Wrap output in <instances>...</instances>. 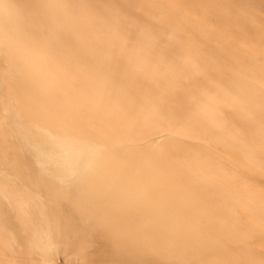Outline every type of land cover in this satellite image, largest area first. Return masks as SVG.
Here are the masks:
<instances>
[{
    "label": "rangeland",
    "instance_id": "rangeland-1",
    "mask_svg": "<svg viewBox=\"0 0 264 264\" xmlns=\"http://www.w3.org/2000/svg\"><path fill=\"white\" fill-rule=\"evenodd\" d=\"M5 1L0 0V48L19 46L14 47L19 52L36 48L35 57L45 58L48 55L39 52L40 45L54 42V48L69 45L72 51L73 45L84 56L78 53L75 58L114 57L111 61L116 67L140 62L138 57L143 55L144 64L154 59L151 63L155 65L163 56L166 69L161 78L176 90L175 110L185 109L184 114L177 113L178 121L171 119L151 133L139 128L125 139H102V121L90 119L89 109L71 104L70 93L4 88L0 104V264H218L212 249L194 246L162 227L166 210L184 217L177 204L150 200L144 194L154 190L143 188L138 190L142 195L128 197L133 189L125 181L127 173L121 168L107 172L99 165L105 159L102 154L118 153L120 157L134 151L148 165L152 163L153 169L163 168L169 147L181 162H203L200 176H212L218 184L211 183L204 194L214 212L197 213L198 219L213 226L205 231L210 233L213 248L225 251L222 254L230 260L226 264H264V0H97L99 6L95 0H81L88 3L84 7L77 0ZM118 3L122 5L117 9ZM116 9L123 12L118 14ZM66 10H71L67 17ZM119 18L123 20L118 22ZM43 20L53 24L50 27ZM119 26L122 34L133 33L135 40L121 35ZM102 28H108L112 36ZM88 35L90 40L98 38L93 39L95 45L86 39ZM141 44L154 51L143 50ZM2 57L15 79L18 71L13 61L29 55L8 52ZM1 62L4 71L8 67ZM51 95L56 101H50ZM11 117L20 121H8ZM17 127L36 130L41 150L33 149L31 142H20L15 130H10ZM83 143L99 146L98 157L86 169L67 170L69 163L78 161L74 150ZM109 194H117L113 199L117 205L110 204Z\"/></svg>",
    "mask_w": 264,
    "mask_h": 264
},
{
    "label": "bare ground",
    "instance_id": "bare-ground-1",
    "mask_svg": "<svg viewBox=\"0 0 264 264\" xmlns=\"http://www.w3.org/2000/svg\"><path fill=\"white\" fill-rule=\"evenodd\" d=\"M52 1L54 3V0H52ZM59 1L60 0L56 1V3ZM74 1H76V0H74ZM77 1H81V0H77ZM91 1L93 2L94 0H91ZM95 1H96L95 4L98 5L97 2L101 1V0H98V1L95 0ZM115 1H114V4H115ZM130 1L132 3V0H130ZM19 2L16 0V3L19 4ZM31 2H33V1H31ZM88 2H89V0H88ZM106 2L109 3L107 0H106ZM106 2L104 4H106ZM79 3L80 2H78V4ZM84 3L88 4L87 2H84V1H81L80 4L83 5V7H84ZM73 4L77 5L75 3H73ZM100 4L102 5V3H100ZM106 5H108V4H106ZM106 5H104V6H106ZM121 5L122 4L120 3V6ZM9 6H10V4H9ZM120 6L118 3L117 7H115V8L118 9ZM24 7H25V5H24ZM24 7L22 6V8H24ZM27 7H28V5H27ZM71 7L73 8V6H71ZM94 7L95 6H93V8ZM111 7H112V5H111ZM68 8H69V5H68ZM72 8H70V9H72ZM99 8L100 7H98V11H99ZM74 9H73V11H74ZM79 9H80V7H79ZM107 9H109V8H107ZM117 9L114 11L117 12L118 14H121V12H123V11H120V13H119L120 9L118 11H117ZM123 9L124 8L122 7L121 10H123ZM57 10H59V9H57ZM76 10H78V9H76ZM47 11H49V10L47 9ZM130 11H132V10H130ZM70 12H71V10L69 12L67 11V15H65V16L67 17L68 13H70ZM81 12H83V11H81ZM100 12H102V11H99V13ZM50 13H52V11ZM63 13L65 14V12H63ZM105 13H109V12H105ZM128 13H129L128 17H130V12L128 11ZM128 13H127V11L125 12V14H128ZM26 14H27V12H26ZM72 14L73 13H71V15ZM83 14H84V12L82 13V16H83ZM104 14H102V15H104ZM52 15L54 16L55 14H52ZM115 15L116 14H114V17H115ZM131 15H133V14L131 13ZM44 16L47 17L46 14ZM49 16L47 18H49ZM56 16H58V15H56ZM56 16H54V17H56ZM106 16L107 15H105V17ZM31 17L33 18V16H31ZM41 17H42V15H41ZM61 17H64V16H61ZM119 17H120V15H119ZM135 17H131V18L134 19ZM137 17L135 19H137ZM37 18H39V16ZM69 18H70V15H69ZM81 18H83V17H81ZM106 18H108V17H106ZM122 18L124 19L123 16H122ZM139 18H141V17L139 16ZM41 19H43V18H41ZM53 19H52V21H53ZM61 19H59V20H61ZM120 19L121 18L118 19V22ZM123 19H121V20H123ZM32 20H34V19H32ZM65 20H67V18H65ZM96 20H98V19H96ZM37 21L39 22V20H37ZM50 21H51V19H50ZM70 21H73V20H70ZM113 21H111V22L113 23ZM47 22L49 23V20L44 21V23H47ZM53 22L56 23V19ZM31 23H28V25ZM39 23H42V21ZM50 23L53 24L52 22H50ZM50 23H49V25L51 27ZM115 23H113V24H115ZM120 23H118V24L120 25ZM127 23H129V20ZM35 24H36V22H35ZM79 24H81V22L78 23V25ZM57 25H60V23ZM92 25L93 24H91V26ZM125 25L129 27L130 24L127 25L125 23ZM125 25H122V26H125ZM75 26H77V25H75ZM95 27L97 28V25ZM60 28H61V26H60ZM104 28H105V26H104ZM119 28L121 29V35H124V32L122 34L123 28H121L120 26H119ZM119 28L117 27L118 30H119ZM33 30H34V28H33ZM70 30H72V28ZM75 30H74V32H75ZM94 30H95V28H94ZM103 30H105V29H103ZM131 30L133 31L134 29L131 28ZM62 31H64V30H62ZM76 31H78V30H76ZM107 31H109V32H107ZM107 31H106L107 33L111 34V32H110V30H108V28H107ZM59 32L61 33L60 35H62V34L66 35L61 31H59ZM96 32H97V30H96ZM106 32H105V34H106ZM102 33H103V31H102ZM125 33H126V31H125ZM127 33H130V32L128 31ZM35 34H37V31ZM114 34H115V32H114ZM38 35H39V32H38ZM40 35H42V34H40ZM96 35H97V33H96ZM121 35H119L120 37L118 38V40L120 39V41H122L121 39L123 37ZM128 35H131L133 37V33L127 34L124 36L126 37ZM71 36H73V35H71ZM111 36H112V34H111ZM50 37L51 36H49V38ZM108 37H110V36L108 35ZM145 37H146V35H145ZM74 38L76 39L75 36H74ZM92 38L96 39L94 37H92ZM102 38H103V36H102ZM138 38H141V37L139 36ZM142 38H144V37H142ZM150 38L152 39V37H150ZM67 39H69V38H67ZM78 39H79V37H78ZM86 39H89V35ZM93 39H91V40L89 39V43L94 44ZM51 40H52V38H51ZM71 40H73V39H71ZM112 40H113V38H112ZM123 40H126V39H123ZM134 40H135V38H134ZM148 40H147V44L150 42V41L148 42ZM65 41H66V39H65ZM145 41L143 40L142 42H145ZM76 42H75V44L78 43V42L77 43ZM100 42H102V40ZM108 42H109V44H111L113 41L111 42V40L110 41L108 40ZM114 42H113V45H115ZM127 42H129V40ZM24 43H26V42H24ZM29 43H31V42H29ZM65 43H67V42H65ZM79 43H80V41H79ZM85 44L87 45L88 43H85ZM117 44H118V42H117ZM123 44H121V45H123ZM53 45H54V42H53ZM53 45H47V46H45L44 44L40 45L43 48L41 51H39V50L38 51L41 54L48 55V57H45V58H43V56H41V55H40L41 58L35 57V54H37V53H35L36 48H33L34 50H31L29 48L30 51L26 50V49L24 50L22 48L24 52L22 50H20L21 48H19L20 52L18 50L14 49V47H16V46H13V45H10V46H4L3 45V47L0 48V60L2 61L1 65H5L6 67H8L4 71H2L0 69V104H1L2 99H3L1 92H3L2 90L4 88H7V87H11V88L14 87V88L19 89V90H34V91L47 92L48 94L56 93V92L63 90L66 93H70L68 96V100L70 99L71 104H73L75 106H79V107H81V109L82 108L89 109L90 113H91L90 119H93L95 122H98L97 119L99 118V121L100 120L102 121V126L99 129L100 137L102 139H105L107 137H110V138L112 137V138L117 139V140L125 139V137H128L130 131H135V129H139V128L142 130L144 129L145 132H147V133H151V132L155 131L158 127H160L161 125L168 123V121L171 119L178 121L181 116L177 113H181L183 111V114H184L185 108L180 107V108H176V110H175V107L173 105V102L177 98L175 88H173L169 82H164L163 79L161 78V76L163 75L164 69H166L165 60H164L163 56H162V59H160L158 61L155 60V65H152L151 62L154 59L151 60L149 58V56H148V58H149V60H151V62L148 63V65L144 64V62L142 61L143 60L142 58H144V55H143V57L142 56L138 57L141 59L140 62H137L133 65L129 64V66H125L126 65L125 64L124 66L122 65L120 67L118 64V67H116L115 63L111 61V59H113L114 57L109 58L108 56L107 57H101L100 56V58L95 57L94 60H92V57H91V60L90 59L86 60L87 58L86 59L85 58L82 59V58H78V57L75 58L74 55H77L78 53L81 54L82 52L81 51L79 52L78 50L76 51L75 48H73V45L71 47L73 49V51L70 50L69 45H68V47L66 46L67 48L64 46L65 49L64 48L61 49L60 48L61 46H58V48H60V49H56L53 47ZM82 45L83 44H81L80 46H82ZM102 45L106 46V43L105 44L102 43ZM128 45H130V43ZM134 45L137 46V44H135V43H134ZM35 46H33V47H35ZM83 46H85V45H83ZM17 47H19V46H17ZM77 47H78V44H77ZM85 47H87V46H85ZM91 47H93V46H91ZM141 47L144 50L147 46L146 47L144 46L145 47L144 48L141 44ZM141 47H139V49ZM149 47H151V46H149ZM99 48H97V49H99ZM107 48H108V46H107ZM127 48L125 45V49H127ZM152 48H150V49L148 48V49L151 50ZM81 49H83V48L80 47L79 50H81ZM120 49H122V48H120ZM130 50L133 53L137 54L136 52L138 50L135 49L136 50V52H135L132 49H129V52H131ZM152 50L154 51V49H152ZM99 51H101V50H99ZM99 51H98V54L100 53ZM111 51L113 53V50H111ZM127 51L128 50H126V52ZM8 52H12L13 54L14 53H16V54H18V53L23 54L24 53L25 55L26 54L29 55V57H20L18 61L17 60L13 61V64H14V66H16L17 71H18L17 74H15V76H14L15 79L12 78L13 74L9 71L10 65H9L8 61L2 57L3 54H6ZM147 52H149V51H147ZM86 53L88 54L87 51H86ZM90 53L95 55L97 52L91 51ZM101 53H103V52H101ZM140 53H141V51H140ZM144 53H145V51H144ZM152 53H153L152 55H154L155 52H152ZM162 54H166V52H163ZM57 55H64V56L67 55V56L63 57V58H58V57H56ZM115 55H117V54L115 53ZM118 55L121 56V53H119ZM128 55H129V53H128ZM103 56H106V55H103ZM130 56H132V54ZM81 57H84L83 53H82ZM125 57H127V56L125 55ZM151 58H153V57H151ZM145 59H147V58H145ZM125 60H127V59H125ZM129 60H131V59H129ZM119 63H121V61ZM153 63H154V61H153ZM150 66H151V68H148ZM5 76L7 78H5ZM49 99H50V101H52L53 99L56 101V97H54L53 95H51L49 97ZM30 100H31V98H30ZM32 100L40 101L38 98H35L33 96H32ZM130 117H132L134 119L132 120ZM2 118H6L5 115H2ZM7 120L10 122L16 123V122L20 121V118L19 117H11ZM184 125H186V126H184L185 128H188L190 126V124L188 126L186 124V122L184 123ZM10 130L12 132H14V130H15L16 138L20 142H22L23 144L31 142L33 149H35V150L40 149L41 150V144L38 143V138H39L38 135H40V134H38L36 132V130H34V129L28 130V129H25L23 127L22 128L17 127L16 129H10ZM75 149L76 150H74V152H77L79 154L77 156L78 161L73 160V162L71 164L69 163L67 170H69L70 168H74V169H84L85 168L86 169L87 167L91 166L94 159L98 157L99 152H100L99 146H97L96 144L93 145L92 143H89V144L83 143V145L80 144V145L76 146ZM165 153L167 154V156L164 158L165 159V167H163V168L160 165L159 168L153 169L152 163L148 165L145 162V160L142 158V156L139 153L134 152V151H127V152L121 153L120 157H119L118 153H112V154H108V155L102 154V156L105 157V159L104 160L101 159L99 165L104 171H107V172H112L113 170H116L117 168H121L122 170H124L127 173V175L125 177V181H126V183H128L130 189H133V191H131L130 194H127L128 197H134L135 198V197H137V195H142V194H139L138 190H140V188H143L145 190H154L151 193H149L148 191L146 193L144 192L145 193L144 195H146L147 198L149 197L148 199H150V200L156 201L157 199H159V200L164 201L165 203L168 202V204L173 203V202L175 204H177L181 215H184V217L181 218V217L173 215V211H171V209H169V211L166 210V211H164L163 217L160 220L162 227L166 228L167 231L172 233V235L174 237H176V238L180 237V238L185 239L189 242H192L194 246H197L199 248L203 247V248H205L206 251H209L212 249V251L215 253L214 258L219 259L218 264H226L230 260H228L224 254H222L225 251L221 250L220 248H213V246L211 244L212 239H211L210 233L205 232V231H208L207 227H213V226L211 224H209L208 222L200 220L197 218V213L199 211H202V212H206V211L212 212L213 211L210 200L204 194L207 191V189H210L211 183L214 184L215 186L218 184H216L214 177H212V176H209L208 178L207 177L204 178V177L200 176L201 171H202L201 167L203 165V162L200 163V162L187 160V159L185 160L186 162H181L178 159L179 156L176 155V152L174 151V149L170 148V147H169V150L165 151ZM48 156H49V154L46 155L45 158ZM57 163H59V162H57ZM125 181H124V183L121 182L124 184V186H125ZM115 189L118 190L121 188H120V186L119 187L115 186ZM155 190L156 191L158 190V193L155 192ZM109 195H110V200H111L110 204H112V205L116 204L117 205V201L113 200V199H115L117 194L116 195L115 194H109ZM147 208H149V207H147ZM162 212H163V209H162ZM151 223L154 224L155 222H151ZM229 264H237V262L231 261Z\"/></svg>",
    "mask_w": 264,
    "mask_h": 264
}]
</instances>
